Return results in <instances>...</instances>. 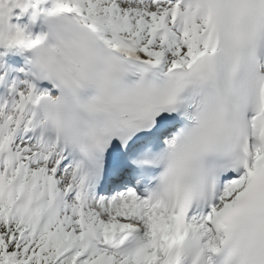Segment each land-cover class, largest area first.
I'll return each mask as SVG.
<instances>
[{
    "label": "snow or ice",
    "instance_id": "1",
    "mask_svg": "<svg viewBox=\"0 0 264 264\" xmlns=\"http://www.w3.org/2000/svg\"><path fill=\"white\" fill-rule=\"evenodd\" d=\"M0 47V264H264V0H0Z\"/></svg>",
    "mask_w": 264,
    "mask_h": 264
},
{
    "label": "bare ground",
    "instance_id": "2",
    "mask_svg": "<svg viewBox=\"0 0 264 264\" xmlns=\"http://www.w3.org/2000/svg\"><path fill=\"white\" fill-rule=\"evenodd\" d=\"M20 10L14 9L13 14L9 19L10 24H16L19 23L21 27H25L27 31H30L33 36L36 34H39L41 31L45 30L43 29V26L39 20H37L34 24L30 23L29 17L31 13V9H29L27 12H25L23 15H19ZM18 48V47H16ZM12 57L20 59V61L27 65L26 58L30 57L31 52L30 51H20L19 49H16L12 52Z\"/></svg>",
    "mask_w": 264,
    "mask_h": 264
},
{
    "label": "clouds",
    "instance_id": "3",
    "mask_svg": "<svg viewBox=\"0 0 264 264\" xmlns=\"http://www.w3.org/2000/svg\"><path fill=\"white\" fill-rule=\"evenodd\" d=\"M47 24L50 30L55 31V27L58 24V20L55 17H53L47 21ZM44 35L47 37L48 31H45Z\"/></svg>",
    "mask_w": 264,
    "mask_h": 264
}]
</instances>
